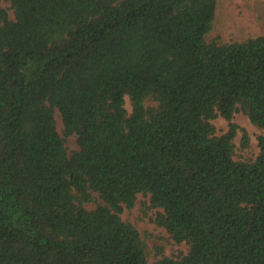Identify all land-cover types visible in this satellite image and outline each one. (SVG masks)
Here are the masks:
<instances>
[{"label":"trees","instance_id":"trees-1","mask_svg":"<svg viewBox=\"0 0 264 264\" xmlns=\"http://www.w3.org/2000/svg\"><path fill=\"white\" fill-rule=\"evenodd\" d=\"M218 2L0 0V264H264V134L237 160L233 120L264 129V34L209 38ZM139 193L187 253L151 260Z\"/></svg>","mask_w":264,"mask_h":264},{"label":"rangeland","instance_id":"rangeland-1","mask_svg":"<svg viewBox=\"0 0 264 264\" xmlns=\"http://www.w3.org/2000/svg\"><path fill=\"white\" fill-rule=\"evenodd\" d=\"M2 5L9 7L10 2L3 1ZM9 12L13 17V10L9 9ZM216 12L215 26L209 38L219 35L224 41L229 42L264 34V0H219ZM125 105L129 111L132 110L129 96H126ZM55 114L57 127L63 133L61 113L56 109ZM233 120L245 127L250 137L249 145L243 147L241 145L242 132L238 130L234 139L236 143L234 158L242 161L255 160L260 150L258 137L264 134V129L253 124L243 112L235 113ZM212 122L215 124L218 134L224 133L229 127L228 120L221 115L214 118ZM67 146L69 150L78 148L75 135L67 137ZM87 206L93 207L94 203H89ZM158 210L160 208L151 207L149 194L139 193L135 206L131 209L124 208L121 216L139 229L141 236L151 248V260L157 257V246H160L167 255L180 256L187 253L188 245L185 242L177 243L167 229L155 221Z\"/></svg>","mask_w":264,"mask_h":264}]
</instances>
